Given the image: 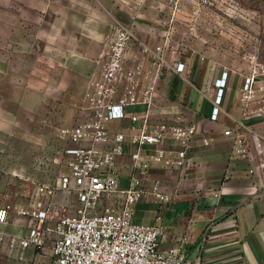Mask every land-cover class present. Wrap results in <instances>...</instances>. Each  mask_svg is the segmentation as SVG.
<instances>
[{"label":"built area","instance_id":"1","mask_svg":"<svg viewBox=\"0 0 264 264\" xmlns=\"http://www.w3.org/2000/svg\"><path fill=\"white\" fill-rule=\"evenodd\" d=\"M210 6L214 0H194ZM132 45L137 53L129 62ZM172 46L167 36L154 44L141 40L128 25L114 24L100 60L98 73L92 75L83 93V113L71 127L61 128L59 135L68 141L63 149L67 170L60 174L57 187L73 192L72 210L57 214L51 205L35 203L17 210L26 218L7 232L8 211L0 208V253L7 241L6 254L23 260L27 251L45 259L33 264H201L202 255L187 258L176 247L163 250L162 204L171 199L159 179L148 183L151 168L181 170L193 147L194 123L182 124L156 104L157 82L168 70L180 74L182 61L169 62L166 56ZM240 85V99L246 112L264 115V62L252 57ZM227 71L213 82L209 115L216 120L221 113ZM141 110H130L136 107ZM248 110V111H247ZM246 113V114H247ZM128 119L116 131L110 123ZM245 118L236 121L234 129H225L233 137V151L248 156ZM203 144L209 140L203 138ZM127 148L132 170L126 187L119 186L117 159ZM149 187V188H148ZM147 194L155 196L158 211L154 223L143 225L134 220V206ZM208 240L203 232L202 249ZM31 259V258H30ZM29 259V260H30Z\"/></svg>","mask_w":264,"mask_h":264},{"label":"crops","instance_id":"2","mask_svg":"<svg viewBox=\"0 0 264 264\" xmlns=\"http://www.w3.org/2000/svg\"><path fill=\"white\" fill-rule=\"evenodd\" d=\"M90 17L88 11L76 27L69 19H2L0 105L25 109L19 95L15 103V93L26 92L27 85L31 91L65 93L66 101L74 91H82V97L89 78L98 73L97 57L108 34L102 32L98 17ZM129 26L136 33L153 32L134 22ZM168 49L169 62L185 63L182 75L186 80L173 70L165 72L157 82L155 102L182 124L194 123L196 133L189 159L181 170H149L148 183L159 179L171 194V199L161 205L164 233L160 246L163 250L176 247L189 259L201 254V264H264V115H255L250 109L247 113L241 102L240 85L247 69L230 68L227 62L222 64L219 57L206 51L194 50L182 56L172 55V47ZM137 50L136 45L129 48V62ZM224 70L227 80L222 111L216 120H211L213 82ZM75 80L79 87H75ZM137 109L142 107L130 108ZM243 117L249 145L247 157L236 154L232 135L224 134ZM128 123V119L113 121L109 127L114 132ZM203 138L209 144L204 145ZM129 152L127 148L117 159L122 188L128 185L132 172ZM157 211L155 196L147 194L134 206V220L153 224ZM10 226L15 230L16 225ZM204 231L208 240L201 249L199 239Z\"/></svg>","mask_w":264,"mask_h":264},{"label":"rangeland","instance_id":"3","mask_svg":"<svg viewBox=\"0 0 264 264\" xmlns=\"http://www.w3.org/2000/svg\"><path fill=\"white\" fill-rule=\"evenodd\" d=\"M88 11L91 20L98 17L101 21L102 32H108L97 66L117 22L152 29V35L137 31L149 44L167 36L172 55L206 51L222 64L244 70L252 57L264 62V0H214L210 6L194 0H0V21L58 18L69 19L76 27ZM79 84L75 80V87ZM81 93L74 91L66 101L65 93L31 91L27 85L26 92L15 93V103L19 95L25 109L0 105V208L8 211L7 232H12L10 224H26V218L17 213L20 207L41 202L57 214L74 207V193L57 187L58 177L67 170L63 149L68 144L59 131L74 126L85 114ZM1 96L0 91V104ZM3 246L0 264H33L45 259L30 250L23 260L11 259L6 254L7 241Z\"/></svg>","mask_w":264,"mask_h":264}]
</instances>
